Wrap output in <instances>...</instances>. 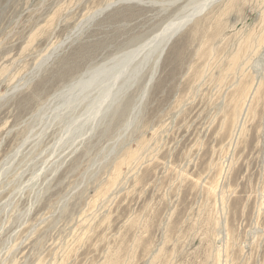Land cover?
<instances>
[{"label": "rangeland", "instance_id": "rangeland-1", "mask_svg": "<svg viewBox=\"0 0 264 264\" xmlns=\"http://www.w3.org/2000/svg\"><path fill=\"white\" fill-rule=\"evenodd\" d=\"M122 1L0 0V264H264V0Z\"/></svg>", "mask_w": 264, "mask_h": 264}, {"label": "bare ground", "instance_id": "bare-ground-1", "mask_svg": "<svg viewBox=\"0 0 264 264\" xmlns=\"http://www.w3.org/2000/svg\"><path fill=\"white\" fill-rule=\"evenodd\" d=\"M217 1H219V0H217ZM240 0H227V2L229 3V5H231V6H235V5H237L238 4V2H239ZM243 1H246V0H243ZM210 2V1H209ZM241 2V1H240ZM213 3V2H212ZM199 4V3H198ZM209 7L210 6V4L209 3H205L204 5H202V7L199 9V10H197L198 12L202 9V11L204 10V8H206V7ZM202 11H200V12H202ZM192 17V16H191ZM190 18H186V20L184 19L183 21H182V23H180V25L178 26V27H174V28H172V29H170L169 30V32H167L166 34H164L165 36L163 37L162 36V39L161 40H159V51H158V54H159V52H160V55H159V58H161L162 57V55H163V53H164V50H165V47H166V44H167V42L170 40V38L173 36V34L174 33H176L183 25H185L188 21H190L189 20ZM174 30V31H173ZM254 34V33H253ZM256 36V35H255ZM258 42H259V39L257 40V38L256 37H254L252 34H250V36H248V38H247V40L244 42V45H243V49H241L237 54H236V57L238 58V59H240L241 57L242 58H244L243 59V61L241 62V64L240 65H243L246 61H248L249 60V55H250V53H251V50H252V47H258ZM260 43V42H259ZM168 46V45H167ZM236 57H235V59H236ZM252 89H250V90H248V92H246V94L247 95H245V98H244V103L246 104L247 103V101H248V97H249V93H250V91H251ZM250 96H251V94H250ZM243 102V101H242ZM242 102H240V104L242 103ZM244 105V104H243ZM244 107H241L240 109H239V111L241 110V109H243ZM239 111H238V114H237V117L236 118H238V115H239ZM238 120V119H237Z\"/></svg>", "mask_w": 264, "mask_h": 264}, {"label": "water", "instance_id": "water-1", "mask_svg": "<svg viewBox=\"0 0 264 264\" xmlns=\"http://www.w3.org/2000/svg\"><path fill=\"white\" fill-rule=\"evenodd\" d=\"M122 2H126V3L137 2V3H140L141 1H139V0H123ZM102 12H103V10L100 13H102ZM164 52H165V50H164ZM163 55H164V53H163ZM163 55H162V57H163ZM162 57H161V59H162Z\"/></svg>", "mask_w": 264, "mask_h": 264}]
</instances>
